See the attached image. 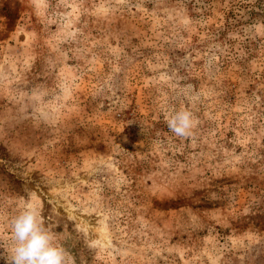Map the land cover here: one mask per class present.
I'll use <instances>...</instances> for the list:
<instances>
[{
	"label": "rangeland",
	"instance_id": "rangeland-1",
	"mask_svg": "<svg viewBox=\"0 0 264 264\" xmlns=\"http://www.w3.org/2000/svg\"><path fill=\"white\" fill-rule=\"evenodd\" d=\"M29 202L71 264H264V0H0V257Z\"/></svg>",
	"mask_w": 264,
	"mask_h": 264
},
{
	"label": "clouds",
	"instance_id": "clouds-1",
	"mask_svg": "<svg viewBox=\"0 0 264 264\" xmlns=\"http://www.w3.org/2000/svg\"><path fill=\"white\" fill-rule=\"evenodd\" d=\"M168 129L178 138H187L193 128L189 111L178 110L166 117ZM12 246L3 257L7 264H71L69 254L55 242L54 234L45 226L39 209L32 203L24 204L11 218Z\"/></svg>",
	"mask_w": 264,
	"mask_h": 264
},
{
	"label": "trees",
	"instance_id": "trees-1",
	"mask_svg": "<svg viewBox=\"0 0 264 264\" xmlns=\"http://www.w3.org/2000/svg\"><path fill=\"white\" fill-rule=\"evenodd\" d=\"M75 250H76V249H75ZM75 250H73V254H74V255L77 254Z\"/></svg>",
	"mask_w": 264,
	"mask_h": 264
}]
</instances>
